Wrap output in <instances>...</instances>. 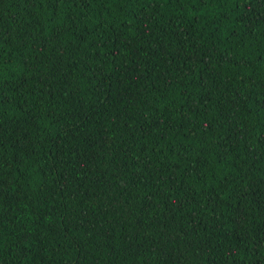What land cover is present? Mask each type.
<instances>
[{
  "label": "trees",
  "instance_id": "1",
  "mask_svg": "<svg viewBox=\"0 0 264 264\" xmlns=\"http://www.w3.org/2000/svg\"><path fill=\"white\" fill-rule=\"evenodd\" d=\"M0 264H264V0H0Z\"/></svg>",
  "mask_w": 264,
  "mask_h": 264
}]
</instances>
